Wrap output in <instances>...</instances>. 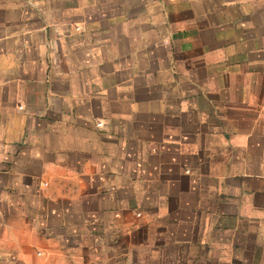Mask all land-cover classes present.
Instances as JSON below:
<instances>
[{
	"label": "crops",
	"instance_id": "obj_1",
	"mask_svg": "<svg viewBox=\"0 0 264 264\" xmlns=\"http://www.w3.org/2000/svg\"><path fill=\"white\" fill-rule=\"evenodd\" d=\"M0 264H264V0H0Z\"/></svg>",
	"mask_w": 264,
	"mask_h": 264
}]
</instances>
